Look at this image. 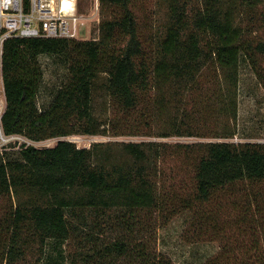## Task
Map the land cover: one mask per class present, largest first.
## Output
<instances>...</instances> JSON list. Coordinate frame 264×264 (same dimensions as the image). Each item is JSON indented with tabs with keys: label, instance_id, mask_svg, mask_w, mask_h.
Listing matches in <instances>:
<instances>
[{
	"label": "trees",
	"instance_id": "16d2710c",
	"mask_svg": "<svg viewBox=\"0 0 264 264\" xmlns=\"http://www.w3.org/2000/svg\"><path fill=\"white\" fill-rule=\"evenodd\" d=\"M100 1L119 9L101 21L97 39L10 37L3 41L0 56L5 98L0 117L3 132L22 134L31 140L70 134H105L108 130L111 135H118L122 132L117 130L120 112L129 115L136 109L145 96L144 89L151 91L149 113H153L152 105L155 110H165L170 103L171 90L200 91V80L211 66L219 68L222 81L216 79L210 88L218 91L208 92L200 99L201 108L194 116L196 128L188 124L190 127L184 130L176 127L174 133L160 135H231L208 131L205 124L217 114L236 117L238 73L244 56L252 62L254 74L264 88L261 63L264 60V0H237L238 6L235 1L227 6L225 0H203L190 14L186 0H163L167 3L165 25L148 51L139 33L133 9L135 0ZM246 9L250 11V20L257 17L261 26V34L256 39L249 38L246 28L238 22ZM254 29L250 27L251 34ZM42 54L59 57L66 64V72L50 102L40 108L37 96L43 82L39 61ZM101 72L107 75L105 86L112 107V115L105 122L94 111L92 95L95 77ZM186 109L180 110H184L188 120L192 115ZM180 118V123L185 122L184 117ZM105 123L108 127L103 126ZM197 145L204 149L193 158L190 190L167 205L168 212L186 211L191 227L202 229L216 221L215 217H224L223 210L226 212L229 207L231 211L227 214L235 213L241 223L253 228L251 237L246 238L250 241L245 245L247 251L235 264H264V143L218 140L180 146ZM126 147L137 158L144 151L138 143H127ZM148 147L154 148L155 156L162 157L166 144L153 141ZM7 155L8 152L0 150V196L6 198L15 177L9 173ZM23 158V164L18 167L28 171L42 188L78 189L80 192L76 197L62 195L50 205H34L28 209L14 208L9 200L0 214V258L4 253L8 256L6 241L26 216L49 239L41 264H63L61 246L69 233L66 211L70 206L104 211L113 203L115 193L125 191V206L131 218L134 209H158L174 194L167 196L159 189V180L151 176L145 164L97 168L86 148L76 147L66 139H58L51 147L26 146ZM235 195L237 200L234 201L236 198L231 197ZM239 196H242L241 201ZM212 230L219 233L218 229ZM109 246L122 256H137L149 250L144 241L123 236L113 239ZM146 253L151 255L153 264H170L168 257L155 250ZM209 260L208 264L217 261L216 257Z\"/></svg>",
	"mask_w": 264,
	"mask_h": 264
},
{
	"label": "rangeland",
	"instance_id": "374dc122",
	"mask_svg": "<svg viewBox=\"0 0 264 264\" xmlns=\"http://www.w3.org/2000/svg\"><path fill=\"white\" fill-rule=\"evenodd\" d=\"M225 1L227 6L232 1H235L233 3L238 6L237 0ZM186 2L187 11L190 14L194 8L203 3V0H186ZM75 4L77 11L83 16V24L75 33V38L80 40L97 39L101 33L99 28L101 21L110 18L113 11L119 9L118 6L100 0H75ZM166 5L167 3L163 0H135L133 9L137 16L140 36L146 42L144 45L147 51L156 39V34L165 25ZM260 8L261 5H259ZM238 22L246 28L249 38L256 39L260 36L261 26L257 22V17L254 16L250 20L249 10L240 15ZM250 27L256 28L252 34ZM1 50L2 45L0 56ZM259 60L262 59L259 58ZM39 61L43 69V82L37 96V105L42 108L50 102L53 91L66 72V64L59 57L46 54L40 55ZM261 63L264 65V60ZM252 67L253 64L248 56H244L240 61L238 73L236 117L217 114L211 116L205 124L208 126V131L228 132L231 133L229 136L160 135L174 133L176 127L184 130L190 127L188 124L196 128L195 119L197 118L194 116L201 108L200 99H203L208 92L218 91L210 88L216 79L222 81L219 68L214 69L211 66L205 71L204 79L200 80L198 89L201 92L194 89L189 93L181 89L171 90L170 103L165 110H155L152 105L153 113L150 114L148 109L151 108V99L149 100L148 96L151 91L144 89L142 94L145 96L136 109L131 110L129 115L120 112L117 130L122 132L118 135H111L108 130L105 134H70L43 140H31L22 134H10L6 136L9 139L4 141L0 136V150L8 152L5 158L8 170L10 174L15 175L9 186L8 198L0 196V214L9 200L14 208L28 209L34 205H50L58 196L76 197V194L80 192L78 189L46 190L28 171L18 167V164H23V149L26 146L51 147L58 139H66L76 147L86 148L90 160L97 168L111 169L116 165L136 162L145 164L152 173L151 176L159 180V189L163 190L167 196L174 194L164 202L166 205L158 209H134L131 218H128L130 211L125 206V195H127L125 191L115 193L113 203L104 211L70 206L66 211L69 233L61 246L63 264H153L151 255L146 253H151L153 250L168 257L170 264H204L215 257L217 260L215 264H235L237 258L246 253L248 247L245 245L250 244V241H246V238H250L253 233L250 224L241 223L233 212L231 214L233 216L227 214L231 211L228 207L226 212L223 210L224 217L218 219L215 217L216 221L210 222L207 227L192 228L188 212L180 211L170 214L166 206L180 199L178 196L183 197L189 192L193 160L204 149L200 145L190 148L180 145L218 140L234 143H264V88L256 78ZM106 79L107 75L104 72L99 73L92 87L94 111L104 122L109 119L110 114L112 115V107L105 86ZM186 107L192 115L188 120L185 119L184 110H180ZM4 108L0 61V117ZM180 117H184L185 122L180 123ZM103 126L108 127L106 123ZM153 141L166 144L162 157L155 156L154 148L148 147V143ZM127 143H138L141 148H144L143 154L139 158L135 157L127 149ZM232 198H236L233 199L234 201L237 200L236 195ZM238 200L241 201L242 196H239ZM26 217L13 229L12 235L6 241L5 250L8 256L4 253L0 258V264L42 263L41 259L49 239L35 228L28 216ZM212 228L218 229L219 233H213ZM118 236L132 238L134 241L142 240L149 250L137 256L117 255L110 250L109 243Z\"/></svg>",
	"mask_w": 264,
	"mask_h": 264
},
{
	"label": "built area",
	"instance_id": "2783aa9c",
	"mask_svg": "<svg viewBox=\"0 0 264 264\" xmlns=\"http://www.w3.org/2000/svg\"><path fill=\"white\" fill-rule=\"evenodd\" d=\"M82 19L75 0H0V46L10 37H75Z\"/></svg>",
	"mask_w": 264,
	"mask_h": 264
}]
</instances>
